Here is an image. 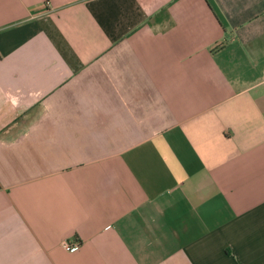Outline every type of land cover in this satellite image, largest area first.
Wrapping results in <instances>:
<instances>
[{"label":"crops","instance_id":"obj_1","mask_svg":"<svg viewBox=\"0 0 264 264\" xmlns=\"http://www.w3.org/2000/svg\"><path fill=\"white\" fill-rule=\"evenodd\" d=\"M0 264H264V0H0Z\"/></svg>","mask_w":264,"mask_h":264},{"label":"built area","instance_id":"obj_2","mask_svg":"<svg viewBox=\"0 0 264 264\" xmlns=\"http://www.w3.org/2000/svg\"><path fill=\"white\" fill-rule=\"evenodd\" d=\"M78 246H79L78 241H74V242L63 241L62 242V247L68 251H74L78 248Z\"/></svg>","mask_w":264,"mask_h":264}]
</instances>
